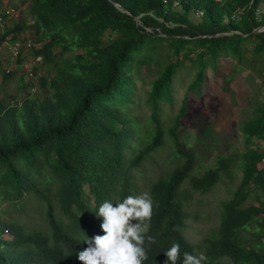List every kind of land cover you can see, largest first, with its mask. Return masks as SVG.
Wrapping results in <instances>:
<instances>
[{"label": "trees", "instance_id": "obj_1", "mask_svg": "<svg viewBox=\"0 0 264 264\" xmlns=\"http://www.w3.org/2000/svg\"><path fill=\"white\" fill-rule=\"evenodd\" d=\"M22 1L29 19L18 12L14 24L0 28V49L30 29L37 65L46 69L35 66V81L20 82V101L0 99V264H81L77 253L103 220L99 206L132 196L130 170L162 146V104L172 103L184 61L193 69L186 91L200 94L207 68L225 56L247 69L252 87L240 125L244 149L217 154L213 167L194 173L195 151L184 148L177 131L186 111L180 106L166 130L178 161L149 185L143 264H165L174 243L181 260L185 252L197 256L182 232L184 205L223 175L231 179L233 169L238 183L203 238L202 264H264V30L254 32L264 25V0ZM143 51L155 53L158 66L145 97L147 132L123 107L132 69L150 64ZM13 75L3 70L2 82ZM28 197L40 202L35 226L7 205Z\"/></svg>", "mask_w": 264, "mask_h": 264}, {"label": "rangeland", "instance_id": "obj_2", "mask_svg": "<svg viewBox=\"0 0 264 264\" xmlns=\"http://www.w3.org/2000/svg\"><path fill=\"white\" fill-rule=\"evenodd\" d=\"M27 6V3L22 0H11L10 3L0 4V28L14 24L18 19V12L29 19ZM33 35L30 29L18 35L15 42H19L20 50L17 54L9 49V45L13 43L9 39L1 46L0 87L3 90L0 91V99L3 101H20L25 95V91L19 89L20 82H27L32 77L33 82L35 81L33 76L35 66L38 73H43L46 69L37 65L39 59L34 57L32 51ZM142 54H148L144 58L150 64L132 69V87L129 99L123 107L130 116L135 118L139 130L144 127L147 132L152 128V124L148 120L150 110L145 103V97L158 66L155 53L143 51ZM3 70L13 71L14 75L2 82ZM247 73V69L236 63L231 56L221 57L217 60L215 68H207L206 80L200 94H193L186 91L193 77V69L189 61H184L174 79L172 103H163L160 112L165 132L164 142L138 167L130 170L133 183L132 196H139L143 193L149 195L151 181L164 174L178 161L173 152L171 137L167 135L166 130L171 123L172 116L183 103L186 105V111L177 131L184 148H192L195 151L197 166L194 173L213 167L217 154L231 155L244 149L240 125L246 117L249 109V96L252 93L250 82L247 81ZM40 93H43V90H40ZM260 144L263 143L260 142ZM234 162H237L236 159ZM232 173L231 179L223 175L209 192L194 193L192 200L184 205L187 218L182 232L193 245L197 256L202 255L203 238L212 234L218 225L221 201L230 196L238 183L240 172L233 169ZM7 205L10 208L9 213L17 215V219L26 226L41 223L40 202L36 197H28L20 204ZM3 212L2 209L0 213ZM8 215L3 214L5 218ZM102 222L103 220L88 238L105 234L101 229ZM132 223H138V221H132Z\"/></svg>", "mask_w": 264, "mask_h": 264}, {"label": "clouds", "instance_id": "obj_3", "mask_svg": "<svg viewBox=\"0 0 264 264\" xmlns=\"http://www.w3.org/2000/svg\"><path fill=\"white\" fill-rule=\"evenodd\" d=\"M104 201L96 215L103 218L101 229L104 235L84 240L87 248L77 253L81 264H143L147 259L144 248L145 234L149 231L153 203L147 193L128 196L122 202ZM138 221V223H132ZM149 242L155 241L148 237ZM165 264H202L203 255L183 254L177 243L165 251Z\"/></svg>", "mask_w": 264, "mask_h": 264}, {"label": "built area", "instance_id": "obj_4", "mask_svg": "<svg viewBox=\"0 0 264 264\" xmlns=\"http://www.w3.org/2000/svg\"><path fill=\"white\" fill-rule=\"evenodd\" d=\"M9 49L14 53L17 54L20 50L19 42H13L9 45ZM39 59V57H38Z\"/></svg>", "mask_w": 264, "mask_h": 264}, {"label": "water", "instance_id": "obj_5", "mask_svg": "<svg viewBox=\"0 0 264 264\" xmlns=\"http://www.w3.org/2000/svg\"><path fill=\"white\" fill-rule=\"evenodd\" d=\"M118 7H120V6L118 5ZM263 30H264V25L254 29V32H259V31H263Z\"/></svg>", "mask_w": 264, "mask_h": 264}]
</instances>
